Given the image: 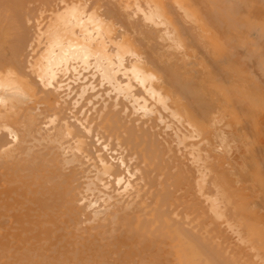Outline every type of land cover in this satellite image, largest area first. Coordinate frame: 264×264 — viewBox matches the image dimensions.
I'll list each match as a JSON object with an SVG mask.
<instances>
[{
    "label": "bare ground",
    "instance_id": "obj_1",
    "mask_svg": "<svg viewBox=\"0 0 264 264\" xmlns=\"http://www.w3.org/2000/svg\"><path fill=\"white\" fill-rule=\"evenodd\" d=\"M0 264H264V0H0Z\"/></svg>",
    "mask_w": 264,
    "mask_h": 264
}]
</instances>
